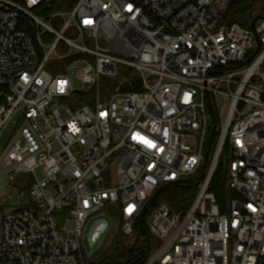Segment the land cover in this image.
Here are the masks:
<instances>
[{
	"label": "built area",
	"instance_id": "1",
	"mask_svg": "<svg viewBox=\"0 0 264 264\" xmlns=\"http://www.w3.org/2000/svg\"><path fill=\"white\" fill-rule=\"evenodd\" d=\"M57 1L0 0V140L20 115L0 170L33 201L0 211V264H89L86 236L101 244L114 225L104 208L131 236L161 188L199 173L188 208L153 210L160 246L144 264H264V10L244 28L226 20L233 0H77L51 17L58 31L34 14ZM130 72L140 91L127 90Z\"/></svg>",
	"mask_w": 264,
	"mask_h": 264
},
{
	"label": "rangeland",
	"instance_id": "2",
	"mask_svg": "<svg viewBox=\"0 0 264 264\" xmlns=\"http://www.w3.org/2000/svg\"><path fill=\"white\" fill-rule=\"evenodd\" d=\"M252 7L253 14L251 15V19L249 22L253 21L255 18H257L259 15L262 14L264 10V6L261 0H254L253 2H250ZM65 11L61 9H51L48 11H43L42 9H38L34 11V14L42 17L45 19L47 23H51L54 28H56L58 31L62 30V20L61 18L57 19H51V17L57 13H64ZM22 22L23 25L26 28H29L33 34L36 36L38 30L36 25L28 18L27 16H22ZM44 29L41 30L43 33ZM75 35L73 31H69L67 36L71 37ZM54 37H50L48 35H45L43 37V40L47 44H51L54 41ZM58 53L60 55H65L67 53V48L65 45L61 44L59 46ZM63 64V62H62ZM61 64H53L52 67H47V70L50 71L53 74H58L61 71ZM126 72L124 67H120V73L124 74ZM75 87L77 89H82L83 85L79 82H76ZM20 120V115L17 116L15 119H13L8 127L5 129L2 138L0 140V150H2L9 140L13 137V135L16 132L18 122ZM209 121L212 124V117L209 116ZM209 132V136H210ZM37 178L43 179L44 174L42 169L37 170ZM200 177V173L197 174V176H191L188 178L189 182L195 184L197 183V179ZM21 178L12 176L8 177L6 173L3 170H0V211L5 212L6 214L15 212L20 209L27 208L32 204V197H31V189L24 188L21 184ZM18 194L19 200L17 202L14 201L15 195ZM229 194L226 193L225 197L228 198ZM102 213H106L110 216H112L114 220V225L112 229L107 233L105 238L103 239V242L100 244L99 239H95L94 235L92 233H88L86 236L84 247L86 251L88 252L90 258H89V264H99L102 261H113L118 256L127 254L129 249H131L134 245H136V242L138 240V228L135 230V232L131 235H125L123 233L122 229V222L118 217V214L111 208L106 207L102 211ZM147 225V224H146ZM148 226V225H147ZM68 229H72L73 224H68ZM91 234V236H90ZM91 237V238H90ZM155 252V251H154ZM153 252V253H154Z\"/></svg>",
	"mask_w": 264,
	"mask_h": 264
},
{
	"label": "trees",
	"instance_id": "3",
	"mask_svg": "<svg viewBox=\"0 0 264 264\" xmlns=\"http://www.w3.org/2000/svg\"><path fill=\"white\" fill-rule=\"evenodd\" d=\"M254 0H233L227 15L226 20L229 23H237L244 28H248L251 26L252 22L256 20V18L249 22L251 19L252 7L250 2ZM77 0H59L54 3L51 9H61L63 11H69L73 9ZM25 30L29 31V33L33 34V32L23 27ZM128 78V91H140L138 87H135V84L138 82V78L135 76L133 72H130L127 75ZM91 99V94H87L82 96V100L89 101ZM216 128L214 126L211 127V135L207 145V152L208 155L215 150L217 145V139L219 137L220 132V123L216 118L215 121ZM226 158H227V149H225L224 153L222 154L219 162L218 169L214 176L211 191L216 194L219 200H222L223 195H225V181L227 175V165H226ZM197 183L193 184L189 181L182 183V184H175L171 186H167L161 188L153 199L148 203L144 212L140 216V218L136 221L133 233L138 228V240L136 245H134L131 249H129L127 254H123L118 256L113 261H102L99 264H144L149 259L150 255L156 251L159 246L160 242L155 239L150 231L148 226L146 225L153 210L160 204V203H167L171 208L176 211H180L183 209L188 208L196 193H197Z\"/></svg>",
	"mask_w": 264,
	"mask_h": 264
},
{
	"label": "water",
	"instance_id": "4",
	"mask_svg": "<svg viewBox=\"0 0 264 264\" xmlns=\"http://www.w3.org/2000/svg\"><path fill=\"white\" fill-rule=\"evenodd\" d=\"M254 25H255V21L252 22V28H254ZM214 128H216V126ZM14 201H17V194L15 195Z\"/></svg>",
	"mask_w": 264,
	"mask_h": 264
}]
</instances>
